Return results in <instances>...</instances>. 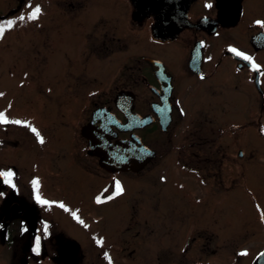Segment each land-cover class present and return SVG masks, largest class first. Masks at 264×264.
<instances>
[{
  "label": "flooded vegetation",
  "instance_id": "obj_1",
  "mask_svg": "<svg viewBox=\"0 0 264 264\" xmlns=\"http://www.w3.org/2000/svg\"><path fill=\"white\" fill-rule=\"evenodd\" d=\"M126 2L125 14L131 26L153 25L152 16L135 21V8ZM227 2L228 11L233 12L229 24L218 20V0H155V24L159 13L166 14L169 21L168 15L181 13L185 23L175 34L168 32L169 23H163L167 39H150L155 55H138L130 64H123L113 97L98 96L100 92L96 95L94 90L80 93L81 69H89L91 61L87 59L85 66L77 54L72 64L65 60L68 68L57 74L66 76L60 78L52 94L44 83V72L50 67L48 54H40L45 71L40 72L39 90L33 91L39 103L24 120L10 107L0 109L8 120L25 122L0 124V173L11 171L15 185L0 176V259L4 264H128L130 255L155 252L154 243L149 242L155 237V166L149 165L168 144L161 136L167 135L171 126L189 127L198 122L196 115L201 108L194 106L201 99L216 100L219 117L207 122L215 128L201 138V151L185 155L184 166L162 169L190 176L191 184L198 182L207 190L206 176L222 173L227 145L234 151L231 185L233 189L240 186L241 176L253 167V137L264 142V0ZM141 12L153 10L146 7ZM202 21L207 24L198 25ZM76 47L77 53L78 43ZM230 49L252 57L260 71H254L251 62ZM68 79L72 80L70 85ZM119 95L125 97L116 103ZM87 127L105 128L99 152L125 142L139 150L138 155L132 154L134 158L142 146L155 157L136 170L105 168L104 156L91 148ZM32 128L43 137V144ZM194 142L190 148L196 146ZM194 156L203 166H195ZM210 162L216 167H210ZM197 174L202 176L197 178ZM117 181L123 188L120 195H116ZM34 182L38 186L34 187ZM37 194L49 203H38ZM204 195L201 201L205 206L208 193ZM97 198L102 202L97 203ZM85 202L92 213L79 207ZM64 217L77 225L80 217H86V231H68L62 223ZM37 239L38 254L33 251ZM134 239L149 248L129 246L128 241ZM194 250L189 257L184 256L187 260L195 255L190 264H214L216 250L206 245H197Z\"/></svg>",
  "mask_w": 264,
  "mask_h": 264
},
{
  "label": "rangeland",
  "instance_id": "obj_2",
  "mask_svg": "<svg viewBox=\"0 0 264 264\" xmlns=\"http://www.w3.org/2000/svg\"><path fill=\"white\" fill-rule=\"evenodd\" d=\"M125 6L129 7L126 0H0V26H5L0 36V109L10 107L17 118H28L31 107L39 103L33 91L41 86L40 54L44 53L48 54V67L50 64L48 72L43 69L47 75L44 83L52 94L60 78L66 76L57 74L68 68L65 60L72 64L78 56L85 66L87 59L91 61L89 69H81L80 93L94 90L96 95L100 92L98 96L113 97L123 64H130L138 55H155L149 23L131 26ZM36 7L41 9L40 15L29 19ZM8 21L13 22L11 28L6 27ZM71 81L67 80L69 85ZM200 101L194 106L201 108L198 122L189 127L173 125L161 136L169 145L161 148L159 158L149 165L155 166V237L149 240L155 252L130 255L128 264H190L195 255L187 260L184 256L195 253L192 250L197 245L216 250L214 264H250L264 250V142L258 136L253 137V167L241 176L237 189L231 185L234 151L227 145L222 173L206 176L207 190L198 182L191 184L190 176L162 169L184 166L185 155L201 151V138L215 128L207 122L219 117L216 100ZM192 141L196 146L190 148ZM247 156L245 153L244 158ZM198 159L194 156L195 166H203ZM208 165L213 166L211 162ZM205 192L208 202L204 206ZM79 207L92 213L87 202ZM63 220L70 232L87 229L86 217H80L79 225L66 217ZM128 245L149 248L140 239L128 241ZM0 264H4L2 258Z\"/></svg>",
  "mask_w": 264,
  "mask_h": 264
},
{
  "label": "water",
  "instance_id": "obj_3",
  "mask_svg": "<svg viewBox=\"0 0 264 264\" xmlns=\"http://www.w3.org/2000/svg\"><path fill=\"white\" fill-rule=\"evenodd\" d=\"M132 5L135 8V11L133 13V19L135 21L142 19L146 16H152L154 23L151 26V40L155 42V39H167V36H164L166 33L165 28L162 27V24H170L169 27L171 29L168 31L171 34L178 33L181 27L184 25V19L185 15L181 13L176 14H170L168 15L171 18V21L169 19H166V14L159 13L156 15L157 21L155 24V0H130ZM219 2V12H218V20L221 23L227 22L228 24L232 22L233 19V12L229 10L228 7H226V4H228L227 0H218ZM146 7H150L153 12L149 14H142V10L146 9ZM231 8V7H230ZM183 17V19H182ZM207 21H202L198 23V25H206ZM125 97V95H119L116 98V103L120 102V98ZM122 100V99H121ZM166 127H163L165 129ZM97 129V130H96ZM105 128H103L104 130ZM92 135V140H90L91 148L97 153H100L104 156L102 165L105 168H122V169H139L141 167H144L147 165V163L155 157V153L149 150L147 147H140V155L137 156V158H134L132 154L138 155L139 150H135L133 147L128 146L125 144V142H117L113 147L107 146V148H101L100 152L98 150V146L102 142L101 136L103 135L104 131H100L98 128L93 127H87V129ZM99 130V131H98ZM108 131V130H107ZM106 133V132H105ZM104 143V140L103 142ZM253 264H264V250L260 252V254L256 257Z\"/></svg>",
  "mask_w": 264,
  "mask_h": 264
},
{
  "label": "snow or ice",
  "instance_id": "obj_4",
  "mask_svg": "<svg viewBox=\"0 0 264 264\" xmlns=\"http://www.w3.org/2000/svg\"><path fill=\"white\" fill-rule=\"evenodd\" d=\"M210 7V5H208ZM41 12V9L39 7H36L35 10L31 13V15L28 17L29 19H32V20H35L38 16V14ZM21 20L24 19L23 16L20 17ZM257 23H261V22H257ZM13 26V22L12 21H8L7 22V25L6 27L8 28H11ZM4 28L5 26H0V36H3L4 34ZM230 51L234 52L238 57H241L242 59H244L245 61H249L251 62V67L254 71H257L259 72L260 71V66L257 65L254 61H253V58L244 54L243 52H240L236 49H230ZM262 75H264V73H261ZM201 79H203V77H201ZM7 123H12V124H22V123H25V122H22V121H19V120H8L5 115L3 113H0V124H7ZM34 133H36L37 137H38V140H39V143L43 144L44 143V139L42 136H40V134L37 132V130L35 128H32L31 129ZM0 176H4L6 177V183L10 184L12 187H15L14 184H12V176H13V173L11 171L9 172H6V173H0ZM35 186H38V182H34V187ZM123 192V188L121 187L119 181L116 182V195H120L122 194ZM108 199H112V197H108ZM36 200L38 203L40 204H48L49 202L46 201V200H43L39 194L36 195ZM102 201L97 198V203H101ZM60 207L64 208L65 206L63 204H60ZM67 210V209H65ZM73 215L75 216L76 214L73 213ZM77 219H79V217H76ZM81 223H83V221H80ZM47 234V230L45 229V235ZM98 243H102L101 241H97ZM39 250H40V243H39V239H37V242H36V246L35 248L33 249L34 252H36L37 254L39 253ZM242 255L243 254H246V253H241ZM107 255V254H106Z\"/></svg>",
  "mask_w": 264,
  "mask_h": 264
}]
</instances>
